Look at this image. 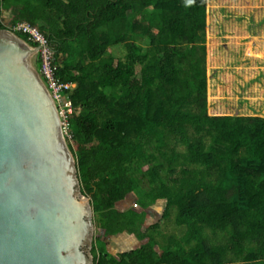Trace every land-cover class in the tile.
Listing matches in <instances>:
<instances>
[{
  "label": "trees",
  "instance_id": "1",
  "mask_svg": "<svg viewBox=\"0 0 264 264\" xmlns=\"http://www.w3.org/2000/svg\"><path fill=\"white\" fill-rule=\"evenodd\" d=\"M207 1L0 0V31L36 27L75 84L66 142L101 231L93 264H234L237 249L264 264V117L209 114ZM120 236L137 244L113 256L104 239Z\"/></svg>",
  "mask_w": 264,
  "mask_h": 264
},
{
  "label": "water",
  "instance_id": "2",
  "mask_svg": "<svg viewBox=\"0 0 264 264\" xmlns=\"http://www.w3.org/2000/svg\"><path fill=\"white\" fill-rule=\"evenodd\" d=\"M0 31V264H93V213L35 62Z\"/></svg>",
  "mask_w": 264,
  "mask_h": 264
},
{
  "label": "rangeland",
  "instance_id": "3",
  "mask_svg": "<svg viewBox=\"0 0 264 264\" xmlns=\"http://www.w3.org/2000/svg\"><path fill=\"white\" fill-rule=\"evenodd\" d=\"M207 9L209 114L264 117V0H208ZM12 15L10 12H4L5 25L11 22ZM34 64L38 70V66ZM221 126L223 125H220V128ZM221 131H225L226 136L231 132L224 126ZM74 149L78 147L75 146ZM257 205L258 202L253 208L259 213L261 207ZM162 206L163 203L158 202L149 210L144 220L145 227L159 219ZM128 208L136 209L131 197L118 206L121 212ZM261 222V218H254L251 228L260 231L258 235L264 240ZM169 227L168 230H173V224L170 223ZM238 227L236 230H241ZM94 230L95 239L101 231L95 228ZM104 240L108 244V253L113 256L137 244L134 237L128 236ZM241 250L237 249L226 257L234 260V264H245L242 259L246 252Z\"/></svg>",
  "mask_w": 264,
  "mask_h": 264
},
{
  "label": "built area",
  "instance_id": "4",
  "mask_svg": "<svg viewBox=\"0 0 264 264\" xmlns=\"http://www.w3.org/2000/svg\"><path fill=\"white\" fill-rule=\"evenodd\" d=\"M8 29L13 34L25 36L32 48L36 49L34 63L39 62L38 74L56 107L63 136L70 140L67 122L74 110L69 98H64V93L72 90L75 85L64 84L57 78L58 66L54 64V51L48 39L36 27L27 22H16L8 26Z\"/></svg>",
  "mask_w": 264,
  "mask_h": 264
},
{
  "label": "clouds",
  "instance_id": "5",
  "mask_svg": "<svg viewBox=\"0 0 264 264\" xmlns=\"http://www.w3.org/2000/svg\"><path fill=\"white\" fill-rule=\"evenodd\" d=\"M7 31H9V29L7 28L6 29ZM10 32V31H9ZM11 34H13L12 32H10ZM14 36H16V35H18V34H13ZM17 37V36H16ZM29 45V44H28ZM31 48H32V46L31 45H29ZM34 49V48H33ZM43 83V82H42ZM75 85V84H74ZM75 88V87H74ZM65 139V141L67 140L68 141V139H66V138H64ZM67 143V142H66Z\"/></svg>",
  "mask_w": 264,
  "mask_h": 264
},
{
  "label": "crops",
  "instance_id": "6",
  "mask_svg": "<svg viewBox=\"0 0 264 264\" xmlns=\"http://www.w3.org/2000/svg\"><path fill=\"white\" fill-rule=\"evenodd\" d=\"M161 208V207H160ZM160 211H162L161 209H160Z\"/></svg>",
  "mask_w": 264,
  "mask_h": 264
}]
</instances>
